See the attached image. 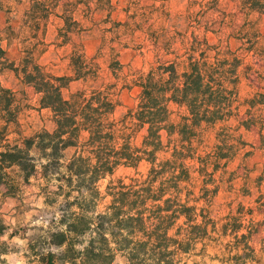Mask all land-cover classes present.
<instances>
[{
    "label": "trees",
    "instance_id": "trees-1",
    "mask_svg": "<svg viewBox=\"0 0 264 264\" xmlns=\"http://www.w3.org/2000/svg\"><path fill=\"white\" fill-rule=\"evenodd\" d=\"M19 1L28 2L24 25L37 42L32 44L28 38L19 63L0 44V77L10 70L23 84L32 86L40 95V106L51 111L55 124L52 131L44 128L25 135L17 92L0 83V185L15 195L40 174L46 181L41 187L44 203L53 209L48 224L40 228L39 240L29 243L27 264H118V256L124 257L126 264H188L190 257L198 254L200 243L204 249L206 241L219 242L227 235L235 241L223 262L264 264V250L257 251L251 244L253 231L240 233L243 212L228 216L218 226L210 212L197 205L199 198L190 188L193 170L187 164L199 159L201 165L196 170L204 176L207 197L216 191L207 186L214 172L226 167L248 144L238 133L240 127L227 125L229 120L238 118L246 129L264 126V92L257 91L243 101L240 94L243 76L250 78L254 69L244 52L257 51L263 37L255 24L247 21L242 28V39H247L249 46H242L241 53L222 41L211 43L206 36L193 35L183 54L159 61L133 80L140 88L139 101L120 122L113 116L118 106L115 84L89 85L69 96L63 93L73 81L97 82L100 66L95 57L74 49L70 55L72 75H58L34 56L53 16L62 19L58 34L63 44L69 43L71 34L82 26L75 14L79 10L90 14L95 1L106 6L110 15L112 0ZM236 1L247 15L264 14V0ZM2 6L0 0V10ZM159 37L156 35V41ZM118 57L117 52L109 65L114 72L123 67ZM244 105L246 117L241 119ZM175 113L178 120L173 118ZM128 118L130 125L125 121ZM217 124L222 127L215 149L197 157L196 143L204 126ZM142 129V143L136 145L133 136ZM69 147L75 152L64 163ZM143 161L149 164L145 176L133 177L129 183L111 179L105 190L101 189L100 181L121 166L137 169ZM54 181L57 183L52 184ZM5 253L7 249L0 244V264Z\"/></svg>",
    "mask_w": 264,
    "mask_h": 264
},
{
    "label": "rangeland",
    "instance_id": "rangeland-1",
    "mask_svg": "<svg viewBox=\"0 0 264 264\" xmlns=\"http://www.w3.org/2000/svg\"><path fill=\"white\" fill-rule=\"evenodd\" d=\"M112 2L114 9L110 15L106 6L95 1L91 2L90 14L79 10L74 17L82 26L78 32L71 34L69 43L63 44L58 34L59 28L63 26L62 19L53 16L49 20L43 43L35 51L37 62L55 74L72 75L71 52L74 49H82L88 58L95 57L100 66V77L97 82L73 81L63 90L65 96L89 85L115 84L113 91L118 106L113 116L123 122L126 114L135 108L139 101L140 88L133 85V80L141 73L147 72L159 61L176 59L178 55L183 54L188 49L193 35L206 36L211 43L222 41L223 44L229 45L233 50L238 49L241 53L242 46H249V43H246L247 39H242L241 33L249 21L255 24L263 37L257 51L244 52L247 54L246 62L254 69L250 78L246 76L242 78L241 100L251 97L257 91L264 92V14L247 15L240 10L236 0H112ZM2 4L0 44L6 49L8 56L19 63L20 57L24 55V47L28 45V38L32 44L37 42V39L31 38L32 32L24 25L28 2L2 0ZM190 12H194L191 18L188 17ZM159 34V41H156V35ZM41 36L42 31L39 32L40 39ZM112 47L115 49L114 54ZM117 52L123 67L114 72L109 65ZM243 71L244 67L242 74ZM0 83L17 92L23 107L21 122L25 135H33L44 128L50 131L54 129L51 111L40 106V95L32 86L23 84L10 70L1 75ZM175 110L178 111L177 108ZM262 110L264 114L263 107ZM245 111L244 105L241 107L239 118L246 117ZM173 118L178 120V113H175ZM125 121L129 125L132 123L130 118ZM239 121L238 118H232L227 125L234 129L240 127L238 133L243 135L248 144L236 153L226 167H220L214 172L207 186L216 191H211L207 197L205 196L204 176L196 170L201 165L198 158L187 161L193 170L190 188L194 191L193 196L199 198L197 205L206 208L211 217L219 222L218 226L226 222L228 216H237L243 212L241 215L244 226L240 233L252 230L251 244L257 251H261L264 250V126L259 124L246 129L240 126ZM221 127L222 124L204 126L202 138L196 143L197 157H203L215 149ZM144 134V129L137 131L133 136V142L141 145ZM74 152V147L66 149L63 162L67 163ZM225 162L226 160L222 161ZM148 169L149 164L146 161L137 169L121 166L112 176L100 181L101 189L104 191L111 179L115 181L122 179L129 183L133 177L145 176ZM212 171L213 166H210L209 172ZM56 183L54 181L52 184ZM44 185L46 181L40 174L32 177L29 184H23L15 195L0 185V229H3L0 244L7 249V253L2 256L5 260L3 264H27L26 253L30 241L33 243L38 241L40 228L48 224L53 209L44 203L45 196L41 190ZM50 188L55 189V186L51 185ZM109 199L108 197L106 201ZM234 241L233 236L227 235L219 242L206 241L207 246L204 249L200 243L198 254L192 255L188 264H229L222 259L229 255ZM117 263L126 264V260L118 256Z\"/></svg>",
    "mask_w": 264,
    "mask_h": 264
}]
</instances>
